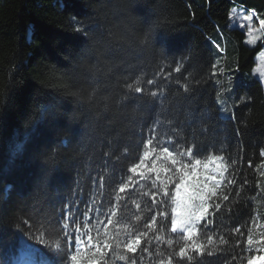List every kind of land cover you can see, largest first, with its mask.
<instances>
[{"label":"trees","instance_id":"trees-1","mask_svg":"<svg viewBox=\"0 0 264 264\" xmlns=\"http://www.w3.org/2000/svg\"><path fill=\"white\" fill-rule=\"evenodd\" d=\"M236 4L264 17V0H0V264L23 252L34 264H184L189 243L213 249L204 264H247L264 207V85L240 87L225 118L215 70L252 72L264 40L231 28ZM212 158L227 180L190 241L172 229L176 190Z\"/></svg>","mask_w":264,"mask_h":264},{"label":"rangeland","instance_id":"rangeland-1","mask_svg":"<svg viewBox=\"0 0 264 264\" xmlns=\"http://www.w3.org/2000/svg\"><path fill=\"white\" fill-rule=\"evenodd\" d=\"M229 25L231 28H240L245 31L246 43L250 46H255L264 40V17L254 10L236 4L231 11ZM251 79H259L264 85V48L257 56V64L254 70L248 74L235 72L231 65L216 68L217 100L223 117L232 118L235 116L238 89L242 86H250ZM212 159L201 162L200 165H196V168L194 165L193 170L189 172V175L185 177L176 190L175 220H183L192 225L193 236L196 235L200 224L207 218L211 198L222 189L227 180L228 171L224 159ZM197 188L203 189L201 195L204 193H214V195H204L202 201L199 196L195 195ZM205 201L206 207L201 214L200 205ZM262 201L264 202V199ZM190 213L200 215V219H196L194 215L190 216ZM182 227L183 224H178L176 230L182 232ZM182 233L188 236L186 231ZM251 238L253 240L251 245L253 254L250 259L264 255V207L262 212L257 210ZM258 249L259 251H257ZM18 264L34 263L28 258V254L23 252Z\"/></svg>","mask_w":264,"mask_h":264},{"label":"snow or ice","instance_id":"snow-or-ice-1","mask_svg":"<svg viewBox=\"0 0 264 264\" xmlns=\"http://www.w3.org/2000/svg\"><path fill=\"white\" fill-rule=\"evenodd\" d=\"M176 71H179V68L176 69ZM148 83H152V81H149ZM129 87H132L131 85H129ZM135 92L136 93H140L142 91V89L140 87H135ZM152 95L155 96L156 95V92L153 91L152 92ZM146 139V142L147 144H152V139L151 138H145ZM163 151L169 156V157H172V153L169 151V149L167 147H165L163 149ZM144 155L147 156L148 153L147 152H144ZM262 155H264V153H262ZM142 163V162H141ZM179 163L178 161H176L175 159H173V164H177ZM201 161L199 159L196 160V165H200ZM191 165V161L189 160L187 162V164H183L181 165L182 167H188ZM139 166V165H137ZM131 171L135 172L136 171V167H133L131 169ZM121 191H123V188H121ZM201 193H203V189L202 188H197V191L195 193L196 196H199V198L203 201L204 199V195H214V193H204V195H201ZM162 195H167L166 193H163ZM192 198V197H190ZM224 200H227L228 199V196L225 195L223 197ZM162 203H166V200L163 201ZM205 207H206V201L204 203H202L200 205V213L202 214V212L205 210ZM220 205L219 204H214V208L215 209H219ZM83 215V214H82ZM194 215L196 219H200V215H197L195 213H190V216ZM95 219V217H93ZM61 219H64V216L61 217ZM78 219V218H77ZM77 219H73L71 221V223L73 225L76 224L77 222ZM111 221H109L110 223ZM207 223V222H205ZM178 224H183V227L181 228V231L182 232H187L188 233V237H189V240L191 241L193 235H194V232L192 231V225H190L189 223L183 221V220H174L172 222V229H173V232L176 231V228H177V225ZM67 229V225H65V230ZM236 232H239L240 229L239 228H236L235 229ZM241 235H243V233H241ZM69 237H71V239H69ZM94 239V237L92 236H88L87 238V242L89 244L92 243V240ZM139 241H134L132 245H126L127 247V250L129 252H132L133 249H134V245L136 243H138ZM78 243H79V239H78V236L76 233H69L67 236H65V244L68 245L72 251L76 254H71L69 253L68 256L65 257V259H68V260H71V261H77V256L79 254V247H78ZM247 245L248 246H251L253 244V240L252 238L249 236L247 238V241H246ZM237 246H239V242L237 243ZM96 247V250L99 251V247L98 246H94ZM103 247L105 249H107L109 247V245L107 243H105L103 245ZM259 251V249L257 250ZM214 255V251L213 249L205 246L204 244H197V243H189L188 245L186 246H183L179 249L178 253H177V259L178 261H182L184 262V264H191V261L194 259V257H200V261H199V264H204V259L205 257H212ZM137 258L136 257H133L130 261V264H135V260ZM173 257H169L168 261H167V264H173ZM233 259H235V257H233ZM162 264H163V261H162ZM209 264H211V262L209 261ZM247 264H264V255H258V256H255L251 259H249L247 261Z\"/></svg>","mask_w":264,"mask_h":264}]
</instances>
